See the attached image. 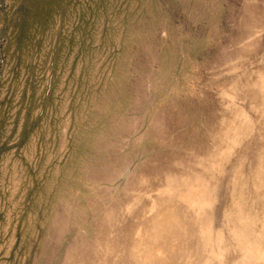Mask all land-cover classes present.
Listing matches in <instances>:
<instances>
[{
	"label": "rangeland",
	"instance_id": "rangeland-1",
	"mask_svg": "<svg viewBox=\"0 0 264 264\" xmlns=\"http://www.w3.org/2000/svg\"><path fill=\"white\" fill-rule=\"evenodd\" d=\"M0 264H264V0H0Z\"/></svg>",
	"mask_w": 264,
	"mask_h": 264
}]
</instances>
